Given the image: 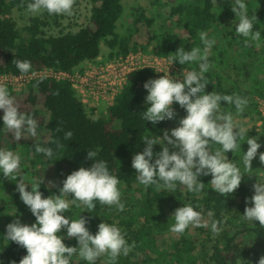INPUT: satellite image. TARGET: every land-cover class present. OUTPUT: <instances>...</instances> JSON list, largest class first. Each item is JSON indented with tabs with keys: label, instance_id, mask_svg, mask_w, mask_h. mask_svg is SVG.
Listing matches in <instances>:
<instances>
[{
	"label": "trees",
	"instance_id": "16d2710c",
	"mask_svg": "<svg viewBox=\"0 0 264 264\" xmlns=\"http://www.w3.org/2000/svg\"><path fill=\"white\" fill-rule=\"evenodd\" d=\"M89 1L91 9L88 23L76 31L46 35L42 30L46 22L33 17L23 28L22 35L10 16L11 10L25 8L31 0H0V73L22 74L12 63L13 60L31 62V70L23 75L44 68L71 72L79 64L96 59L101 44L109 49V57H124L130 52L146 51L153 40L156 43L151 51L158 56L172 59L180 47L186 51L198 47L203 54L205 45L197 34L204 32L208 39L215 41L208 52L211 67L204 73V81L208 84L205 91H219L246 98L248 104L240 114H258L256 100L264 98V0H243L247 5L248 17L257 18L253 19V32L260 33L258 41L249 39L247 44L246 38L238 35L235 28L228 29L222 22V18H227L230 24L238 22L231 10L235 0H168L172 3L171 15H177L178 25L183 26L192 38L185 45L181 37L172 31L163 32L159 38L152 34L153 18L147 17L140 5H135L128 14L130 28L127 33L119 35L116 24L123 14V0ZM140 25L146 28V42H141L135 34ZM199 63L191 62L189 71L199 72ZM150 79H154L150 69L130 72L112 105L104 115L95 119L87 115L71 82L66 79L38 77L30 80L25 91L8 89L19 111L37 121L36 131L44 127L48 131V139L42 143L30 140L24 142L23 137L20 141L15 140L13 134L3 128L4 113L0 109V145L12 149L23 146L34 161L54 166L55 172L50 178L23 168L22 177L28 186L26 190L31 191L33 183H40L39 191L43 198L59 195L62 181L68 175L81 167H91L93 161L87 159V151L97 152L95 161H105L110 174L116 176L119 185L125 187V191L120 192L124 210L118 211L113 206L94 201L96 206L91 211L83 205H70V210L63 215L70 221L78 219L80 215L84 217L88 221L86 227L93 235L102 222L119 227L127 243H134L135 246L127 256L121 254L117 257L114 264H206L207 261L213 264H236L239 260L254 257L259 249H264V228L259 226L258 221L248 222L243 219L245 208L252 206L250 198L253 196L242 159L248 148L226 153L244 175L239 188L229 196L212 189L209 183L211 175L198 178L205 184L204 189L198 193L189 192L179 183L175 191H158L155 186L145 187L137 181L132 159L135 154L143 152L146 146L142 138L162 137L166 125V120L153 124L142 118V112L150 107V104H145L148 92L144 88ZM37 106L47 112V119L40 115ZM174 108L182 118L186 116V111L178 103H174ZM221 111L237 113L234 104L224 102H221ZM57 128L61 130L57 131ZM68 131L73 133L71 140L64 138ZM256 137L261 145L256 156L259 157L260 153H264V122H261V132ZM35 145L51 148L53 156L36 153ZM218 147L220 145L211 144L210 150L215 151ZM153 151L159 153L162 147L156 144ZM8 196V199L0 197V215L6 220L4 225H0V264H19L27 255L26 249L5 238L6 226L19 218L26 217L31 224L36 219L20 200L19 192ZM246 198L249 201L247 203ZM68 199L71 201L72 197ZM183 205H191L194 210L204 212L208 220V232L215 236L213 245L209 250L203 246L199 256L195 255L197 240L187 236L186 230L173 243L164 244L162 232L175 222L174 218L166 216V210L174 212ZM115 211L117 214L112 213ZM212 221L221 222L218 235L211 231ZM59 234L66 246H78L76 239L66 236V229H62ZM102 257L108 264L107 255L99 257L95 264H99ZM70 264L88 262L74 254Z\"/></svg>",
	"mask_w": 264,
	"mask_h": 264
},
{
	"label": "clouds",
	"instance_id": "9594fccd",
	"mask_svg": "<svg viewBox=\"0 0 264 264\" xmlns=\"http://www.w3.org/2000/svg\"><path fill=\"white\" fill-rule=\"evenodd\" d=\"M75 0H31L27 4V12L32 15L46 11L50 15H72ZM231 10L238 18L236 33L248 40L258 41L259 31L253 32V19L247 15V5L243 0H235ZM201 42L205 45L203 54L198 47L186 51L180 47L172 58L180 65L200 61L199 72L183 71V79L170 78L168 75L158 79H150L144 84L148 95L145 104H150L142 112V118L156 124L164 120H172L176 113L172 107L178 103L186 111V116L179 120V126L167 131L163 136L153 138L143 137L145 143L143 152L137 153L132 159V168L137 173V181L145 186H155L156 190L175 191L177 183L185 186L189 192L198 193L204 189V183L198 178L211 175L209 182L212 189L221 195L229 196L240 186L243 174L240 169L228 160L226 153L241 145L238 140L244 139L248 132L234 122L231 112L221 111V102L234 104L237 113H243L248 104L246 98L239 95L206 92L208 85L204 81V73L211 65L208 62V52L215 43L207 38L204 32L199 33ZM16 68L23 74L31 70V62L13 60ZM206 93V94H205ZM0 109L3 110V128L13 134L14 139L20 141L24 133L31 137L37 135V121L29 115L21 113L14 97L8 89L0 85ZM61 129L57 128V131ZM73 133H65V139L71 140ZM258 137L247 138L248 149L242 159L245 172L252 170V160L257 156L261 147ZM160 144L162 151L154 153L153 146ZM211 144L220 145L215 151L210 150ZM171 146L173 151H170ZM36 153H43L47 157L53 156L51 148L35 145ZM97 152L87 151V159L93 163L90 168L81 167L73 171L62 181L59 195L43 198L39 191L40 183H33L31 191L20 176V157L12 151L0 150V173L9 180L16 181L20 200L28 207L36 222L31 226L21 224L19 219L6 226L5 238L26 249L19 264H70L74 254L86 260L88 264H95L96 260L108 256V264H114L121 254L127 256L133 243L129 245L122 235L121 229L115 225L102 222L98 225L95 235L86 227L87 219L80 217L69 220L63 213L70 210V205L85 206L89 211L95 208L94 201L102 205L115 206L123 211L125 205L121 203L119 179L111 175L105 161H95ZM155 157V159H154ZM154 159V162H153ZM95 161V162H94ZM259 161L264 164V153L259 154ZM19 177V180L17 179ZM43 182V181H42ZM41 182V183H42ZM254 195L250 198L252 206L246 207L243 219L248 222H259L264 228V183L253 185ZM71 196L69 201L66 197ZM249 202L246 198V203ZM211 215V213H209ZM175 223L170 231L182 234L189 226L209 227L203 222L202 213L194 210L191 205H183L174 211ZM220 221H212L211 231L218 235L221 231ZM62 229L67 230V237L74 238L78 246L69 247L63 242L59 234ZM15 264V262H13ZM258 264H264L261 257Z\"/></svg>",
	"mask_w": 264,
	"mask_h": 264
},
{
	"label": "rangeland",
	"instance_id": "374dc122",
	"mask_svg": "<svg viewBox=\"0 0 264 264\" xmlns=\"http://www.w3.org/2000/svg\"><path fill=\"white\" fill-rule=\"evenodd\" d=\"M135 5H140L145 10L146 16L149 18H153L151 33L157 36L158 38L160 37V35H162L163 32L169 30L177 34L178 36H180L182 39V43L184 45L189 44L192 41V38L190 37L188 32L184 29V27L181 25L180 26L178 25L177 15H171L170 10L172 7V3H169L168 0H123V14L116 24V32L119 35L126 34L128 28H130L128 14L130 13V11ZM90 9H91V3L89 0H75V3L73 5V14L70 16L69 15H55V14L50 15L46 11L42 12L41 14L32 15L27 12V7L21 8V9L13 8L11 10L10 16L16 23V27L22 35L24 34L23 28L29 24L30 18H33V17H39L41 20H44L46 22L47 25L42 27V30L46 35H57L59 34V32L76 31L79 27L86 25L89 20ZM222 22H223V25L226 26V28L229 29L233 27L236 30V25L238 24L237 21L230 24L227 22V18H222ZM135 34L137 35V37L139 38L141 42L147 41L146 28L143 25H140L139 29L136 31ZM197 35H199V33ZM155 43L156 41L153 40L150 43V46L148 47V49L146 51H142L141 53L143 55L154 54L151 51V49ZM109 52L110 51L106 47V45L101 44L99 56L92 61H85L79 64L74 69H72V73L76 75H81V76L84 74V72L92 73L94 71L99 70L101 67L106 66L113 60L118 59L119 56L109 57ZM173 64L176 65L174 62ZM190 64L191 62L186 63L183 67L176 66L177 70L168 73V76L170 78H176V79L182 80L183 79L182 72L189 71ZM155 79H158V78H155ZM6 88L16 91V92H22L26 90V88H22V87H20L19 89H16V88L6 86ZM218 93L220 92L218 91ZM262 104L264 106V102ZM83 106H84V109L87 115L91 119H95L105 114L107 102L103 101L96 107H89L87 104H84ZM172 107L176 113V116L172 120H166V125L164 127V132L167 131L169 135L171 134V130L173 128H176L179 126V120L182 119L179 112L176 111V109L174 108V104L172 105ZM37 109L39 110L40 115L43 116L45 119H47V112L44 111L42 107L40 106H37ZM232 115H233L234 122L237 125L242 126L248 130L244 139L238 140V144L241 145V148L238 147L235 150L236 152L238 151V149L243 150V149L248 148L246 139L248 137L254 138L257 136L258 133L261 132V122L262 121H261V117H260L261 115L259 112L258 114L251 112L247 116H242L240 113L239 114L234 113ZM47 139H48V131L43 127L37 131L36 137H31L30 135H27V136L24 135L23 141L26 142L30 140L35 143H42V142L47 141ZM159 146L161 145L159 144ZM169 148H170V151L175 150L171 146H169ZM0 150L12 151L14 154L19 155L20 157V176L23 175V168H27L28 172H39L41 177L45 176L46 178L52 177V175L55 172V168L53 165L46 164L43 161H38V160L34 161L32 157L28 155L26 149L23 148V146L12 149V148L6 147L5 145H0ZM227 158L229 161H231L229 157ZM32 161H34V163H31ZM251 167H252V170L250 172H246L245 177L247 178L251 192L254 195L253 185L257 182L264 183V164H261V162L259 161V157H255L252 160ZM17 179L19 180V177H17ZM16 188H17L16 181L9 180L5 178L2 173H0V197L3 196L2 198L4 199L10 198L8 196L9 194L13 192H18ZM118 188L120 192L125 191V187L123 185H119ZM66 199H68V197H66ZM115 208L116 207L113 206V209ZM199 211L201 212V210ZM112 213L117 214V211L112 212ZM201 213L203 217V222L208 223L207 217L204 214V212H201ZM173 214H174L173 211L166 210L167 217L174 218V216H172ZM19 220L21 224H26L29 226L32 225L30 219L26 217L22 219L19 218ZM114 221L117 222V219H114ZM5 223H6L5 218L3 217V215H0V225H4ZM173 224H171L164 232H162L164 244H171L179 238V234H176L170 231V228ZM207 228L208 227L189 226L186 229L185 234L197 240V246L195 249V255L197 256L201 255L200 253L202 251L203 246L209 250V248L214 243L215 236H213L210 232H208ZM261 257H264V249L262 250L259 249L257 251V254L254 257L249 258L245 261L239 260L236 264H258ZM99 264H106L103 257L100 260ZM206 264H213V263L210 261H207Z\"/></svg>",
	"mask_w": 264,
	"mask_h": 264
},
{
	"label": "built area",
	"instance_id": "2783aa9c",
	"mask_svg": "<svg viewBox=\"0 0 264 264\" xmlns=\"http://www.w3.org/2000/svg\"><path fill=\"white\" fill-rule=\"evenodd\" d=\"M141 52H130L124 57L119 56L118 59L99 70L92 73L84 72L82 76L73 74L72 71L63 72L51 68L34 71L29 75L0 73V85L19 89L26 88L30 80L38 77L66 79L71 82L82 105L96 107L104 101L107 102V109L114 102V98L122 89L130 72L137 69H150L155 79L177 70V65H174L170 58L156 54L143 55ZM263 102L264 98L256 100L257 111L261 115L262 122H264Z\"/></svg>",
	"mask_w": 264,
	"mask_h": 264
}]
</instances>
